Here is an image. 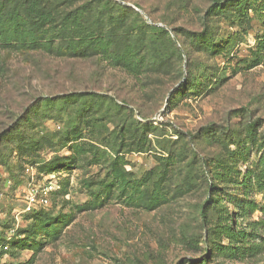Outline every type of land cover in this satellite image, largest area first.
Masks as SVG:
<instances>
[{"label":"rangeland","instance_id":"374dc122","mask_svg":"<svg viewBox=\"0 0 264 264\" xmlns=\"http://www.w3.org/2000/svg\"><path fill=\"white\" fill-rule=\"evenodd\" d=\"M19 1L0 0V14L18 12ZM82 1L56 8L54 24L43 30L31 28L24 13V45L1 58L0 128L28 99L31 104L69 91L106 96L41 102L29 113L34 119L24 139L2 141L0 238L8 227L9 234L20 227L29 234L0 253V264H264V0L218 10L211 21L215 41L228 44L211 58L214 77L205 88L173 94L166 103L184 78L185 59L180 73L179 64L155 68L143 48L152 35L148 24L164 27L178 47L170 28L154 18L168 0H114L128 10L86 5L79 26L61 22ZM169 2L168 20L197 24L190 0L183 1L184 9ZM6 25L13 28L10 21ZM135 58L149 75L143 89L122 65ZM117 60L120 64H109ZM110 95L131 100L125 107L132 112L115 108ZM133 102L149 106L150 116L142 119ZM226 114L230 141L222 135L215 148L206 133L195 142L177 134L212 121L218 125ZM137 121L156 126L147 133L145 148ZM202 158L218 175L216 188L207 183ZM26 165L41 171L37 181L43 171L54 170L49 174L58 185L51 205L32 214L20 212ZM32 215L45 217L38 221ZM222 218L234 221L249 243L259 244L258 251L229 255L206 245L214 235L207 227ZM214 237L227 244L223 236Z\"/></svg>","mask_w":264,"mask_h":264},{"label":"trees","instance_id":"16d2710c","mask_svg":"<svg viewBox=\"0 0 264 264\" xmlns=\"http://www.w3.org/2000/svg\"><path fill=\"white\" fill-rule=\"evenodd\" d=\"M71 1L72 0H20L19 2H17V5L19 6L18 12L12 9L6 14H0V74L1 71H3L1 58L4 53L10 50L17 49L18 47L24 45V21L22 20L24 19V13L27 17V21L30 23L31 28L35 30H43L46 24H54L53 21L56 20L54 10L59 6H65ZM175 1L180 3V5H178L179 9L185 8L186 4L183 3L184 0H173V2ZM190 1L196 6L195 11H197V24L192 22L191 25H185L184 21L174 23V20H168L166 11L169 7V0L164 2L166 6L164 5L163 13H160V15H154V18H157L158 16V18H160V20L170 28L178 44V47L168 36V31L164 27L149 24L147 25V28L152 31V35L150 36L148 45L143 48V52L145 53V55H148V62L150 66L157 68L160 65L167 67L172 66L173 63L176 65L179 64L180 73L182 72L181 66L183 64V59H185L184 78L182 79V81L178 82L176 87L170 92L169 96L167 97L168 100L169 97H171L173 94L181 95L188 89L195 88L198 85H201V88H205L206 80L208 78L211 79L214 77L217 67L216 65H214V62L211 61V58L217 54H221L224 52L228 44V39H224L221 44L215 41L217 35H215V30L212 29L211 21L217 14L218 10L222 7L240 5L241 2H244L246 0H202L203 5L199 7H197V2H200V0ZM92 4H96V6L100 5L107 10L111 5H116L120 9H130L129 7L124 6L114 0H83L82 2L78 3V5L73 9H69V11H66L61 17V22L64 21V23H74V26H79L78 22H80L81 20L79 14L81 13V11L85 10L86 5ZM137 5L138 7H141L140 3H137ZM147 13L149 14V12ZM4 15L7 17H3ZM137 15L139 14L137 13ZM109 18H111V15H109ZM6 20L11 22L13 26L11 30L8 28V25H6ZM61 30L62 29H60V31ZM162 35H167L166 40L163 39ZM125 50L126 48H124L123 50L124 53ZM109 64L115 66V64H120V62L118 60L116 61V63L110 61ZM122 65L124 70L128 72L133 78H135V80L139 82V87L143 89L144 78L149 77V75L147 74V70H145L144 65L142 67L141 60L135 58L134 62H128V64L123 62ZM154 76H156L155 79L159 84L164 83L161 80L160 75L155 74ZM166 88L167 87L165 86V90ZM99 95H103V97L106 96V94H98L95 92L69 91L61 94L59 98L64 102H69L75 101L76 99H83L85 97H100ZM116 96L118 97H115L113 95H110L108 97L115 108L120 110L125 109L129 112H132V107H125V105L130 104L129 102L131 100H128L124 96ZM59 98H52L48 95H45L38 100H34V102H32L31 104H28L29 99L26 101L25 105L24 101L21 102L19 104V106L21 107H19L18 111H13L14 114L11 119L8 120V123L4 127L0 128V145L2 141L8 136H12L13 138L15 135H17L24 139V129H29L30 126H32V122L34 119L29 115L32 108L41 104V102H44L45 105L54 104L55 100H58ZM117 101H119V103ZM133 104L142 119H146L150 116L151 108L149 106H143L141 104H137L136 102H133ZM5 107L10 110L9 112H12L11 106L6 105ZM212 122H209L206 126L201 127L195 132L186 131L183 134V132L178 131L177 134L180 138L188 137L190 138V140L192 139V141L195 142L197 138H201L203 133H206L212 139L211 146L213 148H215L214 145L216 141L222 135H226L227 141H230L228 129L231 123L229 121L228 115L226 114L225 117L221 119V123L218 125ZM136 124L141 128V146L142 148H145L144 144L146 140H148L147 133L150 131V129H154L156 126L152 125L149 122L142 121H137ZM214 160L216 161L215 158ZM201 166H205L203 170L209 176V178H207V183L210 185V187L217 186L216 184L218 183L216 182V179L218 175L215 170H213L207 163L206 158H202ZM36 170L38 172H41L37 168ZM51 171L54 170L43 171L42 173L47 174ZM218 190L219 187H217V191ZM55 192L56 191L52 193L51 199L54 196ZM43 209L46 208H35L30 213L25 214L37 213ZM32 216L38 221L45 217L44 215ZM7 229V231L3 232V235H1L0 238V253H6L7 251L11 250V247L21 245L29 234L28 229L26 230L20 227L15 228L7 238V234L11 230V227H8ZM212 230L214 231V235L212 237H209V239L207 238L204 240V243L206 245H209L210 247H215V249L219 250L225 249V252L229 253V255H233L236 251L238 252L243 249L251 251L252 254H255L258 251L259 244L249 243L243 237V231L235 227L234 221L232 220L230 224L224 222V218H222L219 224L210 222V227H207V231L208 233H210ZM218 234L223 236L227 240L226 245L217 243L215 241L214 236ZM2 243H5L7 245L6 249H3Z\"/></svg>","mask_w":264,"mask_h":264},{"label":"built area","instance_id":"2783aa9c","mask_svg":"<svg viewBox=\"0 0 264 264\" xmlns=\"http://www.w3.org/2000/svg\"><path fill=\"white\" fill-rule=\"evenodd\" d=\"M37 170L32 165H26L24 174L26 181L24 184V207L20 212L30 213L35 208H47L51 203V195L57 190V179L53 173L41 174V179L37 181ZM11 234V232H10ZM7 234V238L10 236ZM3 249L7 248L5 243H2Z\"/></svg>","mask_w":264,"mask_h":264},{"label":"water","instance_id":"95a60500","mask_svg":"<svg viewBox=\"0 0 264 264\" xmlns=\"http://www.w3.org/2000/svg\"><path fill=\"white\" fill-rule=\"evenodd\" d=\"M174 39V38H173ZM174 41H175V39H174ZM167 102V97L165 98V103Z\"/></svg>","mask_w":264,"mask_h":264}]
</instances>
